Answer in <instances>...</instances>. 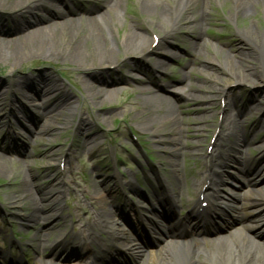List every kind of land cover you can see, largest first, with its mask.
<instances>
[{"label": "bare ground", "instance_id": "obj_1", "mask_svg": "<svg viewBox=\"0 0 264 264\" xmlns=\"http://www.w3.org/2000/svg\"><path fill=\"white\" fill-rule=\"evenodd\" d=\"M227 4H229L228 9L224 11L222 17L229 23L236 24L239 19L253 18L243 28L238 27L235 31V35L247 42L251 50L237 54L229 64L226 62L223 64L230 66L228 75L238 84H256L257 80L264 79V0H140L136 3L138 14L124 27L123 33L119 36L116 32L117 29L123 28L121 23L124 16L123 0H0V13H5L9 21L15 20L16 26L21 28L17 35L7 36L3 25H0V64L8 65L10 71L34 60L71 68L78 76L74 83L81 90L82 102L90 104L92 109L95 106L99 109L111 106L120 88L119 84L122 82L132 80L142 85L155 86V90H144L138 97L134 109L138 115L135 124L142 133L147 132L151 141L158 145L159 151L164 155L160 165L167 170L164 171L171 177V183L165 181L163 171L160 173L158 171L155 181L160 185L161 191L156 192L158 194L153 193L156 203L149 205L148 220L151 224H155L154 217H157L159 212L158 206L165 201H169L172 207L176 206L182 211L190 209L181 222L177 223L176 228L171 226L166 233L156 234L160 247L151 252L144 247L146 243H142L143 238L134 240L129 238L122 226L123 206L113 204L114 201L109 206L108 202L100 196V192L93 188L94 197L84 193L88 197L86 201L95 207L93 212L89 214L84 211L83 218H77V222L71 223L74 231L64 233L59 239L49 244L47 238L54 226L59 221L66 226V218L53 210L54 207L51 204L45 203L48 195L55 199L59 197L60 188L57 189L51 181L52 177H49L50 189L48 195H45L41 189L35 192L31 181L26 176L19 181H16L18 177L16 176L11 180L15 189L8 192L6 199L12 203L22 201L23 206L29 211L25 217L26 224L48 226L47 229H39L29 241L32 250L39 257H45L50 252L52 260H56L57 264H86L85 259H89L90 256L94 257L96 264H131L133 262L129 256L134 257V264H264V237H259L264 235V184H260L264 183V162L250 169L249 160L241 157L236 164L240 180L234 179L241 191L248 190L251 194L234 196L233 204L230 206L222 208L219 205L224 184H233L228 178H223L224 169L230 167L228 164L230 157L227 155L230 152L229 149L238 150L240 154H243L242 140L236 141L238 139L236 138L233 141L230 138L231 134L237 130V120L231 105L225 103L221 111L219 132L213 144L215 150H219L217 159L222 163H213L214 155H208V158L211 157L208 166L212 173L208 176L202 173L196 174L194 190L188 194L191 196L194 192L193 195H203L202 201H208L209 212L207 209L199 212L200 201L187 198L185 190L183 194L184 183L181 180L180 159L186 147L182 141L186 132L184 125L186 118L178 114L171 96L167 94V91H174L180 94V97H186L184 87L189 81V74H184L179 85L173 88L158 87L154 77V74L163 71L166 60L175 58L174 52L169 50L172 45L171 40L176 37L175 34L179 35L184 44L190 42L192 57H196L197 54L202 56L204 50H207L208 39L217 37L215 33L207 35L214 19L219 18L215 9H223ZM151 42L155 44V48L150 46ZM157 47L161 48L162 57L159 59L156 56L152 61L147 60L149 64L145 72L149 75L146 80L131 75L132 69L136 67L130 66L118 81H102L94 76L96 70L123 69V64L127 63L130 57H149ZM208 52H210V58L204 60L210 64L218 63L217 58L222 59L224 50L222 49L219 53L213 50ZM229 60L227 57L226 61ZM251 60L254 66L251 65ZM87 79H93V84ZM13 86L15 92L11 93H14V97L18 96L22 102L20 115L15 118V123L34 120L43 122L46 119L58 123V120L63 118L65 107H71L74 113L78 111L75 103L69 101L66 88L57 78H39L34 83L13 82ZM188 87L190 88V85ZM37 97L42 105L36 104ZM190 97H192L191 94H188L187 98ZM213 98L215 97L205 96L201 98V101L205 104ZM7 99L9 100L8 97L0 96V126L3 123L2 111ZM261 104L264 105V96ZM263 115L260 119L262 122H264ZM93 118L95 121L97 117L94 115ZM79 121L85 126L83 133L89 132L91 120L83 121L80 118ZM203 123L205 130L211 126L207 117H204ZM11 125H15L14 122H6L8 129L12 128ZM55 127L49 123L39 129L36 134L40 138L48 137L57 132ZM225 134L229 135L227 141L223 139ZM253 135L256 134L253 133ZM94 139L97 137L86 140L79 148L85 149L88 143L94 142ZM242 139L244 143H247L244 137ZM223 141L225 145L222 144ZM9 146L0 144V152L3 153L7 149L20 156L24 154V149L18 148L16 144L13 146L14 149L11 145ZM52 152L56 153L55 150ZM53 153L51 154L55 155ZM253 170L254 173H252ZM4 174H7L5 157L0 155V175ZM209 176L212 177L210 181ZM207 181V188L202 192L201 187ZM92 182L96 185L100 183L102 186L109 184L106 179L100 182L99 178L93 179ZM92 182L90 181L87 185L92 186ZM120 188L122 185L103 187L110 198L113 195L115 197V192ZM126 188L130 193L136 195L139 193V187L136 184H127ZM57 193L58 195L55 196ZM95 197L98 198L95 199ZM255 206L259 207L250 212V209ZM78 208V211L83 210L82 206ZM241 212H250L252 215L250 219L256 224L254 227L251 226L253 229L249 228L252 230H250L253 233L252 237L246 236L248 230L245 232L246 235L207 250L191 248L183 241L187 230L202 226L205 230L212 231L218 220L223 221L222 228L227 229V232H233L237 229L230 228L238 221L233 216ZM190 215L196 217V224L190 222ZM55 218H58L56 224L49 223ZM79 225L81 228L76 230L75 228ZM163 237L169 238L165 246L161 243H165ZM91 244L97 246L96 251L90 248ZM147 251L152 254L148 256ZM10 264L20 263L10 262Z\"/></svg>", "mask_w": 264, "mask_h": 264}, {"label": "rangeland", "instance_id": "obj_2", "mask_svg": "<svg viewBox=\"0 0 264 264\" xmlns=\"http://www.w3.org/2000/svg\"><path fill=\"white\" fill-rule=\"evenodd\" d=\"M138 1L140 0H123L124 16L121 19L123 28L117 29L116 34L118 36L123 33L124 27L134 20L138 14L136 6ZM228 5L223 9H215L219 18L214 19L207 35L215 33L217 37L211 40L208 39L207 50H204L202 56L197 54L196 57H192L190 55V42L184 44L179 35L175 34L176 37L171 40L172 45L169 48L174 52L175 58L166 60L163 71L154 74L157 85L161 88L177 87L184 74H189V81L187 86L184 87L186 97H180V94H176L174 91H167L179 112L178 114L186 118L184 123L186 132L182 138L186 147L184 155L180 159V166L182 170L181 180L184 183L183 194L184 190L187 191V198H192V193L191 196H188V194L193 191L196 174L207 175L212 173L211 168L208 166L211 157L208 158V155H214L213 163H222L221 160L217 159L219 150H215L213 144L219 132L218 129L222 119L221 111L225 107V103L231 105L234 117L237 120V130L231 134L230 138L233 141L236 138H238L236 141L242 140L243 154L231 148L227 154L230 157L228 163L230 167L224 169L223 178H228L233 184H224L221 198V204L224 206L232 205L231 201L236 195L251 194L248 190L241 191L237 181H235L236 178L240 180L239 170L236 166L238 160L241 157L247 158L250 169L264 162V122L260 120L264 111V105L261 104L264 96V79L262 81L257 80L256 84H238L237 81L229 77L230 66L226 65L237 54L251 50L247 42L235 35V31L238 27L243 28L253 18L239 19L236 24L229 23L222 17L224 11L228 9ZM144 19L146 18L144 17ZM151 21L154 20L151 19ZM16 24L15 20L9 21L5 13H0V25H3L4 33L8 34L7 36H15L18 30H21ZM150 46L155 48L153 42ZM160 49L157 47L153 53L156 55L151 54L146 58L130 57L126 61L127 63L123 64V69L120 70L113 68L96 70L94 76L102 81H118L124 75V72H127V67L130 66L131 68L136 67L134 68L136 70L132 69L131 75L146 80L149 74L145 70L148 68L149 61H152L156 56L159 59L162 57L160 52L162 50ZM222 49L224 53L222 59L217 58L218 63L209 64L204 60L210 58L208 50L219 53ZM227 57L230 59L228 62L226 61ZM225 62L224 66L223 63ZM251 65H255L252 60ZM189 66L191 68L188 69ZM256 67L258 68V64ZM50 77L57 78L62 82L68 93L69 101L75 103L78 111L74 113L71 107L64 108L62 106L64 108L63 118L58 120V123L50 122L48 119L43 122L34 120L32 122L15 123V118L20 115V103L22 104V102H20L18 96L14 97V93H11L15 92L13 82L22 81L27 83L29 81L34 83L39 78L48 79ZM76 78L78 76L71 68L41 62L40 60L20 65L14 71H10L8 65L0 64V96L9 98L2 111L3 123L0 126V144H5L8 147L11 145L12 148L16 144L18 148L24 149V154L21 156L7 149L3 153L0 152V155L5 157L7 169V174L0 175V253L5 252L3 254L8 255V250H13L18 252L17 258H27L28 264H57V262L52 260L50 252L41 258L32 250L29 243L31 237L39 229L44 230L48 226L26 224L25 217L29 211L23 206L22 201L21 203H12L6 199L8 192L15 189L12 186V178L18 176L16 181H19L23 176H26L31 181L33 190L36 192V190L41 189V192L45 195H48L50 189L48 187L49 177H52L51 181L55 184V187L60 188L59 197L55 199V197L51 198V195H48L45 203L51 204L54 207L53 210L58 211L60 216L66 218V226H63L60 221L56 224L58 218L49 222L53 225L56 224L50 232L49 238H47L49 244L59 239L64 233L74 231L71 223L77 222V218H83L84 211L89 214L93 212L94 206L86 201L88 197L84 194L85 192L94 197L92 189L95 188L100 192V196L108 202L109 206H111L112 201L116 205H124L125 210H127L126 207L135 205L139 207L142 214H147L145 211L149 207V202L145 200V197L154 202L152 188L154 187L159 191L158 183L155 181L156 176L163 171L167 182L171 183V177L165 172L167 170L160 165L164 155L159 151L158 145L151 141L147 132L142 133L135 124L138 115L134 109L138 97L144 90H155V86L142 85L140 82L132 80L122 82L119 84L120 88L111 106H104L101 109L95 106L92 109L90 104L82 102L81 90L74 83ZM87 80L90 83L93 82V79ZM188 85H190V88ZM43 93L46 94V92ZM188 94H191L192 97L187 98ZM205 96L215 98L204 104L201 98ZM36 100L37 105H42V102L38 101V97ZM204 108H206V111H204ZM94 115L97 117L95 121ZM204 117H207L211 123L207 130L204 128ZM80 118L83 121H92L89 122V132L83 133L85 126L79 121ZM7 121L14 122L15 125H11L12 128L8 129V126L6 127ZM49 123L56 126L57 132L48 137L40 138L36 132ZM253 133L256 135L254 136ZM96 137L97 139H94L92 143H88L85 149L79 148L86 140ZM242 137L245 138L247 143H244ZM223 139L227 141L229 135L225 134ZM224 141L223 145H225ZM54 150L56 153L52 152ZM252 173H254V170ZM95 178H99L100 182L106 179L109 184L102 186L99 183L96 185L92 182ZM134 180L137 181L139 187L137 195L130 194L127 191L128 188L126 189L127 184L134 183ZM90 181L92 186L87 185ZM114 185H122V188L115 192V197L113 195L110 198L103 187H113ZM206 185L203 186V189L206 188ZM57 195L58 193L55 194V196ZM78 206H82L83 210L78 211ZM99 207L101 206L99 205ZM258 207H252L250 211ZM168 212L170 215V211ZM127 213L129 216L125 218L128 224L126 227L123 225V228L130 238H134L135 234L130 226L135 223V216L133 212L131 213L128 210ZM176 214L180 217L184 215V212L177 211ZM245 215L246 218L244 219ZM250 215L249 213H240L237 217L240 221L237 224L256 225L251 219L249 220ZM157 218L158 228L149 222L144 223L145 230L149 234V241H155V243L157 236H155L154 231L164 226L160 219L163 217L158 216ZM79 228H81V225L75 229L78 230ZM219 232L221 231H215L207 236H214ZM247 236L252 237L253 234L249 233ZM259 237H262V235ZM163 239L167 242L166 238ZM11 241L14 243L13 245L10 243ZM150 248L154 249L155 247L153 245ZM91 263L92 261H88V264ZM0 264H5L2 256H0Z\"/></svg>", "mask_w": 264, "mask_h": 264}]
</instances>
